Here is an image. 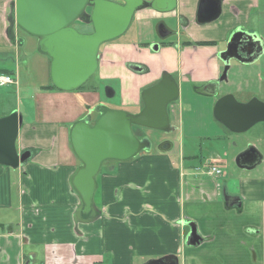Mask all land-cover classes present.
I'll return each instance as SVG.
<instances>
[{
  "label": "crops",
  "instance_id": "obj_1",
  "mask_svg": "<svg viewBox=\"0 0 264 264\" xmlns=\"http://www.w3.org/2000/svg\"><path fill=\"white\" fill-rule=\"evenodd\" d=\"M12 1L0 0V56L7 53L6 49L14 48L25 65L28 57L33 55L32 46L37 47V39L15 28L14 43L10 41L6 33V16ZM176 1L173 12L157 13L147 8L133 17L134 20L137 17V24L150 19L154 22L160 17L164 26L165 19H168L170 25L177 26L175 32L181 33L179 41L166 40L168 43L159 58L147 54V60L143 62L152 67H157L160 62L169 69L180 64L184 70L193 64L197 66L196 78L207 80L216 77L218 72L213 52L224 45L235 31L255 34L264 43V0H221L218 18L201 23L196 17L201 0ZM137 52L138 49L134 48L130 53L132 58H128L124 52L105 49L100 60L106 75L116 74L122 80V102L134 109L141 90L152 78L151 75L130 73L123 66L126 60L142 61L144 57L140 58ZM35 53L39 57L40 68L49 78L50 59L40 52ZM107 54L109 58H105ZM263 56L264 53L248 65ZM105 59L106 62L102 63ZM120 60L123 61L119 63ZM207 65L216 66L206 70ZM46 86V83L40 85L42 89ZM58 93L55 95L57 104H39L40 111L50 117L43 122L52 124L37 125L38 128L26 124L24 128L22 123L19 128L16 147L18 150L31 148L33 154L30 158L16 169L0 165V264H106L105 257L111 258L112 264H138L146 258L168 254L183 260L182 254L188 246L185 241L189 221L195 222L203 238L200 245L192 246L199 249L192 250L188 256L192 261L200 259L199 251L206 253L217 236L225 239L224 229L227 228V232L235 231L237 234L240 247L235 252L239 257L244 256V264H264V176L240 179V194L244 201L237 211L220 203L219 187L224 183H219L218 179L225 176L222 172L220 176L211 177L209 183L186 180L190 174L184 172V164L196 159L195 156L180 155L177 160L167 149L142 152L100 171L94 194L98 216L90 223L74 226L72 214L79 198L70 186V177L80 162L66 150L69 128L58 127L57 124L61 119L70 120L73 116L76 119L73 118L71 125L78 121L85 107L96 103V92H86L92 101L91 104L83 102L85 106L81 111L67 105L71 104L68 99L72 94ZM250 97L239 101H247ZM208 103L211 104L212 100L209 99ZM210 111L212 115L210 108L198 116L204 119ZM173 117L177 119L174 114ZM183 118L184 115L181 119L185 125ZM211 162L209 167H218ZM188 168L193 173L199 170L193 164ZM12 174L17 175V181L10 184ZM8 210L16 212V217L9 219L5 214ZM238 220L240 228L235 223ZM231 223L237 227L228 231Z\"/></svg>",
  "mask_w": 264,
  "mask_h": 264
},
{
  "label": "water",
  "instance_id": "obj_2",
  "mask_svg": "<svg viewBox=\"0 0 264 264\" xmlns=\"http://www.w3.org/2000/svg\"><path fill=\"white\" fill-rule=\"evenodd\" d=\"M221 0H201L196 17L198 22H210L220 15ZM176 0H13L6 16L7 35L12 43L14 30H19L37 39V48L50 59L49 80L60 91H76L95 74L102 58L100 46L123 35L134 15L143 9L158 13H170L176 9ZM78 24L89 26L82 31ZM163 27L164 24H162ZM166 28V27H165ZM255 34L235 31L227 41V47L217 54L228 65L227 59L252 63L264 53V43ZM232 45L248 47L241 53L228 52ZM239 57V59H238ZM241 59V60H240ZM110 88V87H109ZM113 96L114 91L108 94ZM154 90L153 94H149ZM177 89H169L162 81L140 93L143 108L137 113L98 109V117L92 122L90 115L79 119L70 128L71 149L80 165L70 177V186L79 198L72 219L78 223H90L97 218L94 194L96 177L106 160L125 161L135 157L144 147V141L133 132L132 126L164 130L170 124L167 104L177 99ZM160 106L153 109L149 102L159 97ZM213 118L233 133H243L257 123H264V101L256 96L247 101H238L234 94L226 93L215 99ZM22 115L14 110L0 117V165L16 169L26 162L29 151L20 153L16 147ZM250 156L251 159H250ZM249 163H254L249 165ZM263 154L247 143L234 157L235 165L250 170L259 166ZM86 214L87 217H83ZM189 233L186 245L199 244L202 237L194 221L187 223ZM141 264H179L177 255L168 254L150 258Z\"/></svg>",
  "mask_w": 264,
  "mask_h": 264
},
{
  "label": "rangeland",
  "instance_id": "obj_3",
  "mask_svg": "<svg viewBox=\"0 0 264 264\" xmlns=\"http://www.w3.org/2000/svg\"><path fill=\"white\" fill-rule=\"evenodd\" d=\"M153 14L154 16L157 15L155 13ZM137 16H139V14ZM136 19L137 17L135 18V20L134 18L132 19L130 26L123 35L103 43L100 46V51L103 52L105 51V49L107 51L116 50L118 51V53L124 52L128 56V58L129 56L130 58H132L130 53L132 54L134 48H136L138 49L137 54L139 53L140 58L143 59L144 57L142 62L147 60V54L149 56H153L154 54L152 53L156 52H153V50L149 49L151 51L150 52L147 46L153 40L152 32L153 29H155L154 24L156 23V20L153 22L150 19L142 22L141 24H137ZM165 23L167 27H170V30L174 32V34L168 37V39L166 40L173 42L179 41L181 33L175 32L178 29L177 26H174L172 24L170 25L168 19H165ZM78 28L82 31L86 30V27H80V24H78ZM182 36H184V33H182ZM155 41H158L157 38ZM222 46L223 44L221 45V47ZM32 48L31 51L33 52V55L28 57L27 63L25 65H23L21 60H19V55L16 54V50L14 48L6 49L5 51H7V53L3 52L4 54L0 56V69L9 70L12 78L14 79V83L0 86V117L7 115L14 110H17L22 115V126H24V128L26 124H31L29 127L35 126L36 128H38L37 125L52 124L43 122L46 119H50V117L46 116L42 113V111H40L39 104H57V97H55V95L60 94L58 93L60 92L58 89L45 91L40 87L41 84H49L50 80L45 70L41 69L39 66V57L35 53L39 52L37 47L35 48L34 45L32 46ZM105 58H109L108 54L105 56ZM106 60L107 59H105V61L102 63H105ZM122 61L120 60L118 62L121 63ZM228 81V84L223 86L222 92H229L234 94L238 101L244 100L246 97H250L251 95L256 96L258 99L264 101V56L252 65H237L232 69V71L230 70ZM85 85L86 86L82 90H80L83 91L84 94H79V91L77 90L69 92V94H72L69 95L72 96V98L68 99L71 101V104L68 103L67 105H71L72 108L75 106L79 111L83 110L85 106L83 105V102L91 104L92 101V98L86 95V92L92 91V89L95 87L96 93L94 98L96 104H102L104 107L109 109L123 111L128 110V112L136 110L130 104H123L122 102V80L118 78L116 74L106 75L105 72H103V67L100 66V63L95 74L86 82ZM107 86L110 87L112 91H114V96H108L106 94L105 87ZM181 89L182 90H180L178 102L180 106L184 104V110L178 108L177 110H175L176 112L171 113H173L174 116L177 117V122L179 121L182 123L181 118L183 115L184 120H187L188 116L190 115H192V117L195 116V114L189 113L187 109H191L190 105L199 106V100L192 97L191 91L189 89L186 90L184 88V85H182ZM73 118L76 119L75 116H73ZM73 118L70 120L61 119L57 124L58 127L61 125L64 127L67 126L70 130L71 126L73 125H71V121L74 120ZM194 120H196L198 127L204 128V130L200 131L199 133H203V135H210L212 139L210 140V143H207V141L203 140L201 136L196 138L180 136L177 140L175 139L176 142L171 153V155L174 157L173 159H177L180 155H183L184 157L195 156L196 159L191 160L189 164H193L199 167V170L193 173V171H191V168H188V162H186L184 164L185 169L182 168L184 172L187 171L190 174H188L189 176H186V180H195L197 182L205 181V183L211 182L212 176L207 171L210 166L209 161H212L211 163L217 165V168L222 172V175H225L223 178L218 179V181L220 180L219 183L221 184L224 183V185L227 186V189L231 192L234 191L239 194L241 193L240 179L244 178V176H264V159L258 167L252 169L250 172H246L245 170L238 168L232 159L235 153L238 152L240 148L243 147V145L247 142H251V144H253L262 154H264V123H257L246 132L237 134L230 132L225 133L223 126H221V124H219L211 115V111L206 118L203 119L201 117V122L198 117L194 118ZM185 123V125H190L192 122ZM191 129L192 127H188V129H186L185 131H192ZM66 147L67 152L73 156L74 153L71 149L69 139L67 140ZM117 162L119 161L111 159L104 161L102 163L100 171H104L109 165L116 164ZM16 181L17 175L13 176L12 174L10 176V184H13V182L15 183ZM13 186V190L14 192H16V186ZM16 203L17 202L15 196V206ZM5 214H7V217L9 219L15 218L17 215L16 212L11 210L5 211ZM242 220L244 219L242 218ZM235 223L238 224V228H240L239 220ZM235 223H231V226L228 227V231H233V228L237 227ZM224 232L225 239L217 236L216 241H214L209 246V249L205 250L206 253L199 251L198 256L200 257V259L198 260L193 259L192 261L190 258H188V256H191L192 250L199 249H195L192 246H187L186 251L182 254L183 260L179 259V261L181 260L180 264H192V262L194 264H244V262L246 261V259H244V256L240 255L239 257V254H236L235 252L240 247L238 246L237 242V234L235 233V231L227 232V228L224 229ZM218 234L219 233H217L216 235ZM148 259L149 258L141 260V262L138 264H141ZM105 261L106 264H112L113 262L111 258L107 257H105ZM136 261H139L138 258H136Z\"/></svg>",
  "mask_w": 264,
  "mask_h": 264
},
{
  "label": "flooded vegetation",
  "instance_id": "obj_4",
  "mask_svg": "<svg viewBox=\"0 0 264 264\" xmlns=\"http://www.w3.org/2000/svg\"><path fill=\"white\" fill-rule=\"evenodd\" d=\"M158 13V12H157ZM156 23H155V29H153V40L148 44L147 48L148 50L151 49L155 57L159 58L162 55V51L165 48L166 44L168 43L166 39L170 36L173 35V31L170 30L166 25V28L162 26L164 24L162 18H155ZM84 31H90L89 29H86ZM157 38L158 41H155ZM195 47V46H193ZM227 47V42L220 48H218L215 52H213V55H215L217 59V75L216 77H211L207 80H199L196 78V70L197 66L196 65H191L190 67H186L184 70H182V66L180 64H177L174 69H169L167 66L161 64L157 65V67H152L142 61L139 60H133V61H125L123 62V66L130 71L131 73L135 75H151L152 78L149 80V82L144 86V89H151L155 85H157L160 81H162L165 85L169 87V89H177L176 94H177V99H175L172 102H169L167 104V112H168V120L170 122L169 125L165 127L164 130H157V129H151V128H145V127H139L136 125L132 126L134 134L144 141L145 147L138 153L146 152V151H162L163 149H167V151H173L174 145H175V139L177 140L178 137H183L187 136L190 138H196L201 136V138L207 143H210V140L212 137L210 135H203V133H199L200 131L204 130V128H199L196 120L194 118H199L198 114H201L204 112L206 109L212 110L213 105H214V100L221 96L226 94L225 92H222L223 86L228 84V76L230 70L232 71L233 68H235L237 65L241 66H249L248 63H242L239 60L236 59H227L228 60V65L225 64L224 61L220 60L218 56H216L219 52L222 50H225ZM247 50L248 47H243L240 45H232L229 49L228 52L232 53H241V51ZM150 51V50H149ZM151 52V51H150ZM104 53V51H103ZM239 59V57H238ZM241 60V59H240ZM216 66V65H215ZM215 66H210L207 65L205 66L206 70H210L211 68ZM182 85H184V88L187 90L189 89L191 91L192 97L196 98L199 100V106H191V109H187L189 113L195 114L194 117L192 115L188 116V118H191V121L184 120L185 122H192L188 127H192V131L186 132L185 130L188 129L186 128V125H183L181 122H177L174 117L173 113L171 112H176L178 108H181V110H184V104L180 106L178 99L180 95V90H182ZM108 87V86H107ZM109 93H111L110 88ZM141 90V91H142ZM77 91H80L78 89ZM94 91V90H93ZM154 90H151L149 94H153ZM114 96V95H113ZM164 96L159 97L157 100L153 101V97L151 98V101L149 102L151 108L155 109L160 106V99L163 98ZM209 99L212 100V103L209 104ZM188 106V105H187ZM175 107V108H174ZM102 104H93V105H87L84 109L83 114L79 117V119H85L86 116L90 115L92 117V122L98 117L97 111L98 109H105ZM136 111H132L133 113H137L143 108V103L142 100L139 96V101L137 103V106H135ZM174 108V109H173ZM179 112V111H178ZM180 113V112H179ZM201 118V116H200ZM78 119V120H79ZM220 124V123H219ZM223 126V125H221ZM224 132H231L227 128L223 126ZM185 131V132H184ZM197 133V134H196ZM182 134V135H181ZM185 134V135H184ZM238 134V133H237ZM197 135V136H196ZM248 143V142H247ZM245 143L243 147L240 148L238 152H240L242 149H244ZM25 151H29L30 154H33V150L31 148H23L22 150H19V152L22 154ZM236 152L235 155L232 157L233 162H234V157L238 153ZM137 154V155H138ZM252 156H250L251 159ZM263 159H264V154H263ZM25 163V162H24ZM249 165H252L254 163H249ZM221 175V173H220ZM219 175V176H220ZM217 177V176H216ZM219 195L221 197V202L222 206L224 207H233L236 208L237 211H240L241 205L244 201V197L237 193V192H231L227 189L226 185H221L219 187ZM201 236V235H200ZM203 242V238L201 242L197 245H200Z\"/></svg>",
  "mask_w": 264,
  "mask_h": 264
},
{
  "label": "built area",
  "instance_id": "obj_5",
  "mask_svg": "<svg viewBox=\"0 0 264 264\" xmlns=\"http://www.w3.org/2000/svg\"><path fill=\"white\" fill-rule=\"evenodd\" d=\"M14 83V79L12 78L11 75L9 74H0V86H5L8 84H12ZM208 173L212 176V177H216L219 176L221 171L214 166L209 167L208 169Z\"/></svg>",
  "mask_w": 264,
  "mask_h": 264
},
{
  "label": "trees",
  "instance_id": "obj_6",
  "mask_svg": "<svg viewBox=\"0 0 264 264\" xmlns=\"http://www.w3.org/2000/svg\"><path fill=\"white\" fill-rule=\"evenodd\" d=\"M84 25H80V27H83ZM84 27H86V29L88 28H90L89 26H84ZM0 74H9V75H11L10 74V71L9 70H7V69H0ZM86 85H83L81 88H80V90H82L84 87H85ZM52 89H56L54 86H52L51 85V83L49 82V84H48V86H46V87H44V90H52ZM92 90H95V87L92 89ZM96 91V90H95Z\"/></svg>",
  "mask_w": 264,
  "mask_h": 264
}]
</instances>
